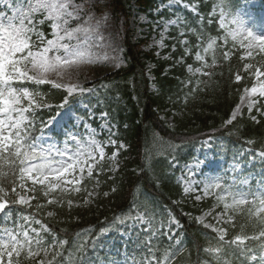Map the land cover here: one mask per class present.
<instances>
[{"label":"snow or ice","instance_id":"1","mask_svg":"<svg viewBox=\"0 0 264 264\" xmlns=\"http://www.w3.org/2000/svg\"><path fill=\"white\" fill-rule=\"evenodd\" d=\"M88 3L20 0L17 4L9 0L4 7L11 15L0 12V214L8 220L18 214L13 220L16 226L5 227L0 233V264H176L186 251L181 239L186 224L198 226L204 238V243L197 245L193 264H264V177L255 188L247 178L237 179L239 162L234 164L230 181L220 175L203 177L205 161L193 157L181 164L175 155L181 147L178 144L167 162L169 171L151 187L137 184L130 190L126 208L102 227L94 240L89 236L91 229L75 233L71 241L62 238L60 233L66 234L67 229L57 230L50 223L64 222L56 220L57 210L88 208L98 197L116 193L115 186L101 193L100 177L104 175L115 184L117 156L126 148L115 138L107 111L97 114L89 107L87 119L75 116L74 106L96 94L94 87L80 81L81 72L110 59L97 51L103 47L102 19L86 10ZM174 4L190 10L192 18L176 15L161 20L164 32L157 46L167 47L166 33L175 27L177 35L164 59L189 74L180 81L189 88L185 101L201 84L207 88L214 77H222L223 72L214 69L235 56L240 67L233 72L229 64L228 75L240 94V103L222 127L232 126L239 132L238 123L244 120L253 131L256 126L264 129V35L244 28L239 20L226 22L223 0H170L160 7ZM189 58L198 66L188 63ZM42 89L59 92V102L50 103ZM73 117L82 122L84 131L79 130V123L72 126L76 131L68 127ZM89 119L99 120V129L92 127ZM61 133L63 146L55 142ZM102 133L106 137L98 138ZM46 136L53 140L47 146L42 143ZM245 143L253 145L256 140L249 138ZM108 148L113 149L111 155ZM249 151L255 156V149ZM258 155L264 161V146ZM146 167L142 164L139 171ZM177 170L179 176H175ZM173 179L180 192L177 200H169V207L157 198L156 189L161 180ZM185 205L199 214L185 211ZM113 228H124V235L134 233L139 255L134 252L117 261L97 254L93 261L87 255V245L100 247L97 241Z\"/></svg>","mask_w":264,"mask_h":264},{"label":"trees","instance_id":"2","mask_svg":"<svg viewBox=\"0 0 264 264\" xmlns=\"http://www.w3.org/2000/svg\"><path fill=\"white\" fill-rule=\"evenodd\" d=\"M89 0L86 5L87 11L101 13L104 7H109L112 18L119 32L120 43L123 48L124 65L117 71L111 73L99 82L90 87L96 89V94L84 98V103L88 108L99 114L101 111H107L111 117L115 138L118 142L126 145L125 150L120 152V169L115 174V184L108 180L106 176L100 177L102 183L100 192L110 191L111 186L117 188L116 193L110 197H98L94 205L88 208H73L71 212L67 209L57 210L59 215L57 221L63 223L50 222L58 230L67 229V233H60L61 237L65 236L71 241L75 233L82 232L85 229H91L89 236L95 239L102 227L110 224L113 217L125 209L131 197L128 195L137 184L142 188L145 185L151 187L153 181L161 177L169 169L166 167L170 154L173 153V146L181 147L175 150V155L181 164L190 161L196 157L198 150L208 142L211 147V153L216 159H222L224 164L231 162H249L252 161L251 170L246 173H258L264 170V161L257 156L264 139V129L252 126L246 121L240 120L238 123L239 132L232 126L222 127L223 122L228 119L230 112L239 102L240 94L234 90V85L229 83V64L232 71L240 67V62L234 56L231 61L223 63L214 69L216 72H223L222 77H214L205 88L203 84L200 89H196L193 95L188 96L185 101V94L189 88L184 87L180 81L188 78L186 69L182 66L172 67V61L168 59L157 58L154 51H145L144 45L149 43V39L138 42L133 41V30L130 27L132 17V8L135 4L139 9L154 17V12H158L157 17L170 19L176 15L188 17L191 20V13L182 8H174L171 12L168 10L159 11V7L169 0ZM102 1L107 2L104 6ZM79 2V0H78ZM240 0H223V8L229 15H233L238 8ZM173 29V28H172ZM219 30V29H217ZM215 34V33H213ZM177 35L176 29L172 34ZM173 41L168 42L171 45ZM179 52V48L177 49ZM175 56L176 53H173ZM188 63L198 66L192 58ZM152 64L154 69L152 74L154 81L148 78L147 65ZM193 80H207V77H193ZM155 85V90L151 86ZM45 91L50 103H58L60 93L57 91ZM78 110V104L74 106ZM87 112H84L86 117ZM172 116L175 119L176 126L170 128L161 115ZM175 114V115H174ZM44 119H48L45 115ZM87 118V117H86ZM96 121V120H95ZM235 123V122H234ZM95 126H98L95 124ZM233 135H229V132ZM211 137L212 139H209ZM255 139L256 143L248 145L246 139ZM255 149L253 155L249 149ZM112 149H110V152ZM142 164H147L144 172L139 168ZM177 170L175 176H179ZM264 177L260 173L259 178ZM179 187L173 179L171 182L161 180L159 187L156 189L157 198L162 204H168L169 200L179 198ZM143 199V197H141ZM185 211L191 210L194 215L199 212L192 209L190 205L184 206ZM18 214H13L16 217ZM79 219H72V217ZM0 226H4L0 220ZM120 227V226H116ZM187 231L182 234L181 239L184 242L186 251L177 258L176 264H193L196 259L197 245L204 243L203 236L200 235L198 226L185 225ZM131 233V229L127 230ZM124 228L117 231L113 228L106 236L101 237L97 243L101 245L93 249L91 243L87 245V255L96 261L98 254L105 260L112 259L113 250H122L124 242ZM128 242V251L132 254L136 252L133 240L134 233L130 236ZM125 243V242H124ZM166 244L167 241H164ZM113 248L110 250V246ZM98 264V262H97Z\"/></svg>","mask_w":264,"mask_h":264},{"label":"rangeland","instance_id":"3","mask_svg":"<svg viewBox=\"0 0 264 264\" xmlns=\"http://www.w3.org/2000/svg\"><path fill=\"white\" fill-rule=\"evenodd\" d=\"M8 2L9 0H0V12H3L1 9H3L4 5L7 4ZM90 2L93 3L95 1L90 0ZM16 3L19 4L20 0H16ZM106 3L104 1L101 2L102 5H106ZM169 3L165 5H168ZM178 7L184 8L181 4H174L171 8L160 7V10L161 11L164 9L172 10L173 8H178ZM188 11L190 12V10ZM88 12L93 14L95 19H102L100 32L102 33L104 37L102 41L103 47H99L97 51H99L102 55L107 54L110 59L105 62L99 63V64L85 67L83 69L80 75V81L86 87H90L96 82H99L100 80L107 77L111 73L117 71L119 68H121L124 65L123 48L120 44L119 32L114 23V20L112 19L110 9L104 8L102 14L100 15H98L97 12L95 11H88ZM132 13L133 15L131 18V28L134 34V41L138 42L141 40L149 39V43L144 45V50L145 51H155V54L159 52V56L157 54L156 56L158 58H164L169 53L167 42H170L172 40V37L170 36V34H171V29L173 27L169 28L166 33V38L164 40V43L165 45H167V47L161 49L157 46V42L161 39V33L164 32V26L160 24V21L164 19L163 18L153 19L149 17L147 14L140 12L137 6L133 7ZM9 15H11V13H9ZM232 19L239 20L242 23L244 28L251 29L253 32H255L258 35H264V0H245L242 8L238 11V13ZM230 20H228L225 16L226 22ZM169 47L171 51V45H169ZM112 58H115V59H112ZM117 63L119 64L118 67L116 66ZM153 69H154V66L152 64L147 65L148 78L151 80V82L154 81V76L152 74ZM151 89L155 90V85H152ZM238 103H240V99ZM82 110H87V109H85V107L83 106ZM161 119H163L170 128H174L176 126L175 119L172 116H166L163 114L161 115ZM88 122L92 125V127L99 129V125H100L99 120H96V123L99 124L98 127L94 125L93 120L89 119ZM78 123H79V130L84 131L82 122H78L75 119V117L69 120L68 127H70L72 131H76L77 129L72 126ZM59 131H60L59 126H57V132ZM106 135H107L106 133H102L101 136L98 138L103 139L106 137ZM63 139L64 137H63V134L61 133L59 136H57L55 142L59 144L60 146H63L62 145ZM42 143H44L45 146H47V144L53 143V140L50 139L48 136H46L43 138ZM207 143L208 141L205 142V144ZM109 149L110 148H108L106 151L108 152L109 155H111L112 152H109ZM125 149H122V150H125ZM197 157L205 161V163L202 165L203 177L220 175L229 181L233 177L234 165L228 166L227 168H223V165L221 164V160H216L214 158V156L211 153V148L209 146H207L206 149L201 151ZM117 161L119 164V168H118L119 170L121 166L119 155L117 156ZM242 171H243L242 167H240V169L237 170V173H236L237 179H240L239 173ZM225 172H229V174L225 175ZM251 177L255 178L254 175L247 176L249 183L251 182ZM257 182L255 183V186L253 188L256 187ZM1 216L3 219V223L6 224L7 228H14L16 226L13 223V220H16V219L13 218V220H8L6 219L4 215L0 214V217ZM2 230H0V233H2ZM124 237L127 241V239L129 238V235H125ZM125 248H127V244H125ZM117 253L118 251L114 252V254H117ZM128 257H129V252L127 250H123V253L121 254V258L118 259L115 256L114 259L117 261H123Z\"/></svg>","mask_w":264,"mask_h":264}]
</instances>
